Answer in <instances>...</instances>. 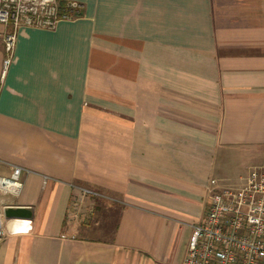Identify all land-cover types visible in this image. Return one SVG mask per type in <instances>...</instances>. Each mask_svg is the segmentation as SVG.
<instances>
[{
  "label": "crops",
  "instance_id": "crops-1",
  "mask_svg": "<svg viewBox=\"0 0 264 264\" xmlns=\"http://www.w3.org/2000/svg\"><path fill=\"white\" fill-rule=\"evenodd\" d=\"M60 3L4 78L0 26V264H182L210 180L264 165V0Z\"/></svg>",
  "mask_w": 264,
  "mask_h": 264
},
{
  "label": "built area",
  "instance_id": "built-area-1",
  "mask_svg": "<svg viewBox=\"0 0 264 264\" xmlns=\"http://www.w3.org/2000/svg\"><path fill=\"white\" fill-rule=\"evenodd\" d=\"M78 8L60 0H0L1 77L12 63L20 29L53 30L59 22L77 18ZM21 173L16 167L10 177H0V193L19 195ZM209 187L204 218L192 227L182 264H264V165L229 184L212 179Z\"/></svg>",
  "mask_w": 264,
  "mask_h": 264
},
{
  "label": "water",
  "instance_id": "water-1",
  "mask_svg": "<svg viewBox=\"0 0 264 264\" xmlns=\"http://www.w3.org/2000/svg\"><path fill=\"white\" fill-rule=\"evenodd\" d=\"M4 215L6 218L10 219L6 225L8 232H16L18 229L24 226V222L16 221L13 219L26 218L30 216V212L24 208H6L4 210Z\"/></svg>",
  "mask_w": 264,
  "mask_h": 264
},
{
  "label": "bare ground",
  "instance_id": "bare-ground-1",
  "mask_svg": "<svg viewBox=\"0 0 264 264\" xmlns=\"http://www.w3.org/2000/svg\"><path fill=\"white\" fill-rule=\"evenodd\" d=\"M18 230H19V231H24V230H26V224H24V226L21 227V228H19Z\"/></svg>",
  "mask_w": 264,
  "mask_h": 264
},
{
  "label": "rangeland",
  "instance_id": "rangeland-1",
  "mask_svg": "<svg viewBox=\"0 0 264 264\" xmlns=\"http://www.w3.org/2000/svg\"><path fill=\"white\" fill-rule=\"evenodd\" d=\"M226 184V183H225Z\"/></svg>",
  "mask_w": 264,
  "mask_h": 264
}]
</instances>
